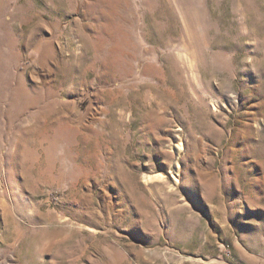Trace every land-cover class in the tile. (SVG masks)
I'll return each instance as SVG.
<instances>
[{
	"label": "rangeland",
	"instance_id": "374dc122",
	"mask_svg": "<svg viewBox=\"0 0 264 264\" xmlns=\"http://www.w3.org/2000/svg\"><path fill=\"white\" fill-rule=\"evenodd\" d=\"M0 264H264V0H0Z\"/></svg>",
	"mask_w": 264,
	"mask_h": 264
}]
</instances>
